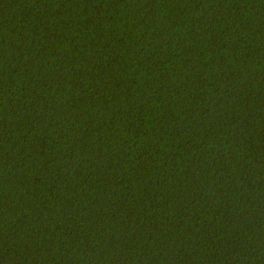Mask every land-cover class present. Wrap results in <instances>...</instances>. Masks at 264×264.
<instances>
[{
  "label": "trees",
  "instance_id": "trees-1",
  "mask_svg": "<svg viewBox=\"0 0 264 264\" xmlns=\"http://www.w3.org/2000/svg\"><path fill=\"white\" fill-rule=\"evenodd\" d=\"M0 264H264V0H0Z\"/></svg>",
  "mask_w": 264,
  "mask_h": 264
}]
</instances>
